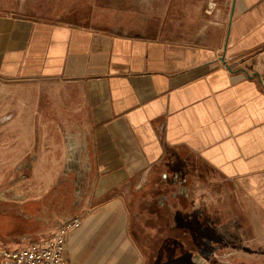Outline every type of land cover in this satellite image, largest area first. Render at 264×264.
<instances>
[{
    "label": "crops",
    "instance_id": "obj_1",
    "mask_svg": "<svg viewBox=\"0 0 264 264\" xmlns=\"http://www.w3.org/2000/svg\"><path fill=\"white\" fill-rule=\"evenodd\" d=\"M134 1L125 19L0 16V81L57 87L67 168L89 172L62 264H207L194 184L223 180L264 220V0ZM167 186L179 226L148 210Z\"/></svg>",
    "mask_w": 264,
    "mask_h": 264
},
{
    "label": "rangeland",
    "instance_id": "obj_2",
    "mask_svg": "<svg viewBox=\"0 0 264 264\" xmlns=\"http://www.w3.org/2000/svg\"><path fill=\"white\" fill-rule=\"evenodd\" d=\"M134 5V0H0V16L59 21L74 12L72 16L83 14L96 21L116 20L128 18ZM58 95L52 83L0 81V248L46 240L61 223L80 216L89 172L67 168L68 136L61 131L69 124L50 122L53 114L67 110L59 108ZM214 181L221 186L194 184L191 188L202 194L188 211L198 219L192 216L193 226H203L207 236L201 233L203 237L191 238L190 253L199 254L201 243L207 264H264V220L248 211L237 188L217 178ZM171 190L158 188L162 196H156L157 203L148 204V210L161 209L169 216L179 206L178 195L172 196ZM174 212L173 221L179 226L180 210ZM157 238L168 242V235ZM176 241L179 244L182 239ZM165 254L161 252L163 257ZM168 264L175 263L168 259Z\"/></svg>",
    "mask_w": 264,
    "mask_h": 264
},
{
    "label": "built area",
    "instance_id": "obj_3",
    "mask_svg": "<svg viewBox=\"0 0 264 264\" xmlns=\"http://www.w3.org/2000/svg\"><path fill=\"white\" fill-rule=\"evenodd\" d=\"M207 12L217 8L214 0H206ZM226 66V64H224ZM80 219L68 220L59 225L48 239L31 242L19 248H0V264H62L65 235L79 227Z\"/></svg>",
    "mask_w": 264,
    "mask_h": 264
},
{
    "label": "trees",
    "instance_id": "obj_4",
    "mask_svg": "<svg viewBox=\"0 0 264 264\" xmlns=\"http://www.w3.org/2000/svg\"><path fill=\"white\" fill-rule=\"evenodd\" d=\"M168 238H169V236H168Z\"/></svg>",
    "mask_w": 264,
    "mask_h": 264
}]
</instances>
